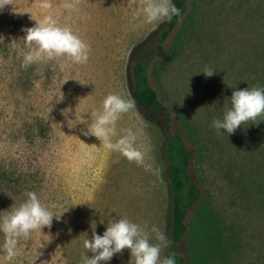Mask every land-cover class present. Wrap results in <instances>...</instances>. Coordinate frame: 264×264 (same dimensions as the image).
<instances>
[{
	"label": "rangeland",
	"instance_id": "374dc122",
	"mask_svg": "<svg viewBox=\"0 0 264 264\" xmlns=\"http://www.w3.org/2000/svg\"><path fill=\"white\" fill-rule=\"evenodd\" d=\"M12 2L0 10V216L34 191L59 218L54 215L50 226L20 238L19 253L11 261L5 258L0 231V264H82L84 255H93L83 247L92 225L102 234L107 223L121 217L142 226L156 224L170 238L165 147L173 132L183 134L192 150L189 171L200 187L178 252L188 264H264V199L248 185L253 177L264 176V167L259 174L252 172L255 165L249 168L252 155L264 159L263 138L250 140L249 151L242 150L237 136L243 126L228 135L210 126L230 106L233 88L249 87V61L256 57L252 46H259L264 30V0H189L193 27L171 60L158 55L149 39L168 20L143 23L132 15L134 0ZM45 14L90 45L87 63L61 56L22 67L28 51L24 29ZM182 25L164 41L165 52ZM134 48L146 63L158 60V69L150 66V81L161 100L158 109L140 106L133 95L129 68ZM205 67L213 68V74L206 76ZM109 93L135 105L117 120L111 139L129 126L141 127L148 162L158 172L82 131ZM206 231L218 235L209 245ZM150 242H159L154 233ZM129 256L125 248L102 264H129Z\"/></svg>",
	"mask_w": 264,
	"mask_h": 264
},
{
	"label": "clouds",
	"instance_id": "9594fccd",
	"mask_svg": "<svg viewBox=\"0 0 264 264\" xmlns=\"http://www.w3.org/2000/svg\"><path fill=\"white\" fill-rule=\"evenodd\" d=\"M134 3L136 8L132 15L142 17L143 23L146 24L171 20L174 15H181L173 0H134ZM8 4L13 5L12 0H0V10ZM44 7L51 5L45 3ZM35 20L33 26L24 29L23 39L28 51L23 55L22 67L61 56L68 57L77 64L88 62L90 45L70 26L60 25L51 14H45L42 19ZM201 71L210 76L214 69L205 67ZM134 106L133 100L125 99L117 93H109L102 100V110L90 112L91 123L82 131L85 135L90 132L97 136L108 150L119 152L127 160L142 165L148 171L158 172V169H154L152 163L148 162V146L144 143L141 127L129 126L115 141L111 139L110 134L114 132L117 120ZM257 117H264V86L233 88L230 106L223 111L221 117H214L210 126L217 133L223 131L228 135L234 133L238 127L244 126L245 122H258ZM54 215L57 217L48 206L41 203L34 191H27V199L24 202L11 212L0 216V231L5 235L2 246L5 258L11 261L16 257L19 253L20 238L26 239L33 230L50 226ZM92 229L91 237L83 240V247L93 255H84L82 264H102L110 261L114 254L122 252L125 248L130 253L129 264H176L174 254L161 255L162 248L168 246L170 238L156 224L145 222L142 226L121 217L107 223L102 234L96 233L95 224ZM153 233L158 243L150 242V234Z\"/></svg>",
	"mask_w": 264,
	"mask_h": 264
},
{
	"label": "trees",
	"instance_id": "16d2710c",
	"mask_svg": "<svg viewBox=\"0 0 264 264\" xmlns=\"http://www.w3.org/2000/svg\"><path fill=\"white\" fill-rule=\"evenodd\" d=\"M176 7L180 9L181 15L179 17L173 16L168 20L164 27H160L149 35V39L153 46L157 48L158 55H165L167 59H175L184 48V44L188 40L191 28L193 27L192 18L189 12V0H173ZM261 20H264V14L260 15ZM183 21V25L177 30L170 48L165 52L163 43L169 35L179 26ZM252 49H255L256 57H252L249 65L252 72L249 74L247 81L249 87L264 86V30L263 34L259 36V46L253 44ZM137 48H134L129 68V79L132 86L133 95L140 106L146 108L158 109L161 107V100L157 90L152 86L150 81V66L158 69V60L149 61L146 63L142 58H138ZM253 53V52H251ZM150 63V64H149ZM242 86V85H241ZM264 117H257V121L245 122L244 132L239 134L238 140L242 150L249 151L248 144L256 142L257 140L263 141L264 144ZM260 120V121H259ZM188 136L194 140V129L187 125ZM246 132L250 137L246 136ZM260 135H263L259 138ZM235 139H232L234 141ZM253 145V143H251ZM254 146V145H253ZM252 155L249 163L255 165L252 167V172L259 174L264 167L263 160L258 159V156ZM166 167L171 190V204H170V243L164 254H174L176 264H188L184 256L178 252V243L188 231L187 217L191 207L199 200L200 187L194 182L190 175V164L192 159V150L187 145L183 134L173 132L169 134L165 147ZM264 175V174H263ZM243 181V177L239 178ZM249 187L256 193L262 194L264 199V176L262 179L253 177ZM251 193V192H250ZM212 221H215V215L212 212ZM206 230V229H205ZM204 240L206 244L214 241L218 235H211L210 232H205Z\"/></svg>",
	"mask_w": 264,
	"mask_h": 264
}]
</instances>
